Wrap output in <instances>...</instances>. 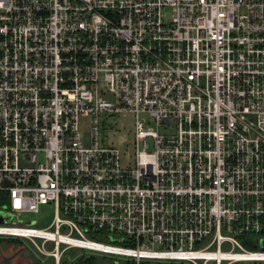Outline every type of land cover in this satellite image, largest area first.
I'll return each mask as SVG.
<instances>
[{
    "label": "built area",
    "instance_id": "2783aa9c",
    "mask_svg": "<svg viewBox=\"0 0 264 264\" xmlns=\"http://www.w3.org/2000/svg\"><path fill=\"white\" fill-rule=\"evenodd\" d=\"M0 192L53 264L264 259V0H0Z\"/></svg>",
    "mask_w": 264,
    "mask_h": 264
},
{
    "label": "trees",
    "instance_id": "16d2710c",
    "mask_svg": "<svg viewBox=\"0 0 264 264\" xmlns=\"http://www.w3.org/2000/svg\"><path fill=\"white\" fill-rule=\"evenodd\" d=\"M7 202V195L4 192H0V207H3ZM261 229L258 232H246L237 235L239 242L250 250H264V247L259 244V238L264 236V215L260 218ZM86 236L90 239L110 242L113 244H126L124 240L114 239L112 235L106 234L104 230H88ZM16 240L17 238H10ZM16 244H18L16 242ZM71 253L68 254V258L62 256L60 258V264H135L132 257L119 256L107 252H97L80 247H69ZM66 249V251H67ZM65 251V253H67ZM64 253V254H65ZM124 257V258H122ZM43 261V262H42ZM65 261V262H64ZM148 260L141 259L138 264H147ZM236 264H264V259L261 260H249L244 262H235ZM35 264H53V257H48L45 260L37 257ZM182 264V263H176Z\"/></svg>",
    "mask_w": 264,
    "mask_h": 264
},
{
    "label": "rangeland",
    "instance_id": "374dc122",
    "mask_svg": "<svg viewBox=\"0 0 264 264\" xmlns=\"http://www.w3.org/2000/svg\"><path fill=\"white\" fill-rule=\"evenodd\" d=\"M114 119L115 121H117V126L119 128L117 132V138H115V140L118 141L120 137L122 136H123L122 138L125 137L124 134L127 135L126 128L129 127V124L126 122L127 121L126 119H123L121 121L117 116L114 117ZM83 120L85 121V126H87L86 120L85 119ZM119 123H122L125 127L121 128ZM52 216H53V206L51 204H41L39 206L38 213L29 214V217L31 218L32 222H28L26 224H30L31 226L39 227V228L45 227L50 223ZM10 238H17V239L13 240ZM37 240L38 242H40V238H37ZM16 242L18 244H16ZM65 251L63 252L62 256L68 258V254L71 253L72 250L67 249L66 251L67 253H65ZM37 257L41 259L43 258V255L34 248L29 238L17 237V236L6 237L5 235H0V264H35ZM44 257L46 256L44 255ZM46 258L48 259V257ZM231 264H236V263L234 262Z\"/></svg>",
    "mask_w": 264,
    "mask_h": 264
},
{
    "label": "water",
    "instance_id": "95a60500",
    "mask_svg": "<svg viewBox=\"0 0 264 264\" xmlns=\"http://www.w3.org/2000/svg\"><path fill=\"white\" fill-rule=\"evenodd\" d=\"M9 215L5 213L0 212V222L8 221ZM28 222H32V220H29ZM259 244L264 247V236H261L259 238ZM147 264H176L171 261H148Z\"/></svg>",
    "mask_w": 264,
    "mask_h": 264
},
{
    "label": "bare ground",
    "instance_id": "6f19581e",
    "mask_svg": "<svg viewBox=\"0 0 264 264\" xmlns=\"http://www.w3.org/2000/svg\"><path fill=\"white\" fill-rule=\"evenodd\" d=\"M35 231H39V230H35ZM34 231V232H35ZM91 246H95V247H103L102 245L101 246H98V245H95V244H90ZM261 255H264V254H261Z\"/></svg>",
    "mask_w": 264,
    "mask_h": 264
}]
</instances>
